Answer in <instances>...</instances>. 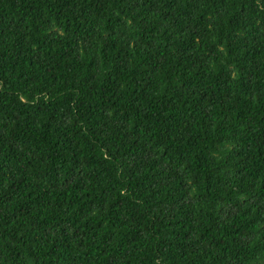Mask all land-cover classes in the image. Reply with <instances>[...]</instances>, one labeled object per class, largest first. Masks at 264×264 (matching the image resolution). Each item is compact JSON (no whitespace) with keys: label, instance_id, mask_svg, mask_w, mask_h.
<instances>
[{"label":"trees","instance_id":"16d2710c","mask_svg":"<svg viewBox=\"0 0 264 264\" xmlns=\"http://www.w3.org/2000/svg\"><path fill=\"white\" fill-rule=\"evenodd\" d=\"M0 264H264V0H0Z\"/></svg>","mask_w":264,"mask_h":264}]
</instances>
